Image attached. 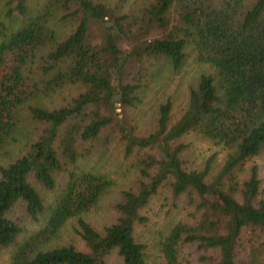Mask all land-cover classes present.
Returning a JSON list of instances; mask_svg holds the SVG:
<instances>
[{"label":"trees","instance_id":"1","mask_svg":"<svg viewBox=\"0 0 264 264\" xmlns=\"http://www.w3.org/2000/svg\"><path fill=\"white\" fill-rule=\"evenodd\" d=\"M36 1L34 15L30 0L7 1V15L24 23L0 41V154L24 125L38 131L0 165V247L22 232L13 210L35 222L44 213L35 185L53 190L56 174L72 169L44 226L16 245L10 264H102L112 251L122 264H147L135 226L147 221L142 211L162 190L190 209L189 220L160 240L164 264L188 262L184 251L187 264H264V177L257 165L241 177L264 152V0ZM56 21L65 35L52 27ZM187 46L214 73L200 75L178 117L166 101L153 131L139 134L130 113L141 89L161 61L179 70ZM66 86L79 91L59 105L24 109ZM188 136L226 149L214 173L213 156L201 168L187 160ZM113 143L132 157L136 179L122 192L116 219L99 231L81 215L112 182L77 162ZM73 218L85 249H45Z\"/></svg>","mask_w":264,"mask_h":264},{"label":"rangeland","instance_id":"2","mask_svg":"<svg viewBox=\"0 0 264 264\" xmlns=\"http://www.w3.org/2000/svg\"><path fill=\"white\" fill-rule=\"evenodd\" d=\"M7 1L0 0V41L24 23V20L16 15H7ZM108 1L112 3L116 0ZM136 1L125 0V3L130 5ZM37 7L38 2L30 0V15L36 13ZM52 27L60 35L67 33L66 26L57 21L52 24ZM213 73L214 70L210 65L197 60L195 51L191 46H187L186 57L179 70L174 71L167 62L161 61L141 89L139 93L140 103L130 113L139 134L146 135L153 131L156 125L158 107L166 101L171 103L172 117H178L186 106L189 89L195 87L200 75ZM78 91L79 86H66L48 97L28 102L25 104L24 109L29 104H39L44 107L59 105L74 96ZM118 101L119 99L116 100L117 106H119ZM36 130L35 124L24 125L21 133L16 135V140L12 141L0 154V165H7L9 161L19 156L28 144L36 138L38 134ZM185 142L189 145L186 152L187 160L191 161L193 167H203L205 162L213 156L214 161L211 172L214 173L225 159L226 149L223 145L214 144L198 136H188L185 138ZM77 163L79 170L103 175L112 182V186L101 196L98 203L91 210L81 215L84 220L100 231L116 219V206L122 200V192L130 189L135 183L136 170L132 163V157H124L120 147L113 143L106 151L82 157ZM253 165L259 167L260 174L264 177V152L251 159L244 166L241 177H247L249 169ZM68 169H72V167L67 166L64 171L56 174V187L53 190H46L35 185L45 206L44 213L39 217V221L35 222L26 218L20 207L13 210L11 216L20 224L22 232L13 244L8 247H0V264H10L16 245L44 226L50 209L67 180ZM169 196L166 191L162 190L157 196L153 197L142 211L147 221L144 224L135 226L136 240L146 245L144 258L147 264H164L160 252L162 236L173 224L189 220L188 212L190 209L183 202V198L173 201ZM75 225V218L67 221L53 239L45 245V249L68 244H72L81 250L85 249L83 242L74 232L73 227ZM182 257L189 260L188 262L191 260L189 253L187 254L185 251ZM188 262L183 261L182 264ZM102 264H122V259L116 251H112L103 259Z\"/></svg>","mask_w":264,"mask_h":264},{"label":"water","instance_id":"3","mask_svg":"<svg viewBox=\"0 0 264 264\" xmlns=\"http://www.w3.org/2000/svg\"><path fill=\"white\" fill-rule=\"evenodd\" d=\"M115 99H116V100H118V99H119V97H118V96H116V97H115Z\"/></svg>","mask_w":264,"mask_h":264}]
</instances>
